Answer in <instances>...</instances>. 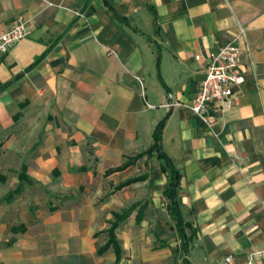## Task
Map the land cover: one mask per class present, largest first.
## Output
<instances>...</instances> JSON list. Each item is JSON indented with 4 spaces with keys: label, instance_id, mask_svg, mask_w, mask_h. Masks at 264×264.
<instances>
[{
    "label": "crops",
    "instance_id": "crops-1",
    "mask_svg": "<svg viewBox=\"0 0 264 264\" xmlns=\"http://www.w3.org/2000/svg\"><path fill=\"white\" fill-rule=\"evenodd\" d=\"M48 1L0 0V34L29 25L0 61V264H184L162 121L189 263L264 264V0ZM233 40L207 128L188 107Z\"/></svg>",
    "mask_w": 264,
    "mask_h": 264
},
{
    "label": "built area",
    "instance_id": "built-area-1",
    "mask_svg": "<svg viewBox=\"0 0 264 264\" xmlns=\"http://www.w3.org/2000/svg\"><path fill=\"white\" fill-rule=\"evenodd\" d=\"M41 1L46 5L54 6L48 0ZM73 13L77 17H83L78 11ZM28 35L29 25L23 18H19L8 31L0 34V61ZM240 54L241 48L233 40L219 52L211 53L207 59L205 78L199 85L192 105L188 107L190 112L201 119L207 128H212L218 111L233 106L235 88L246 80V71L241 65ZM136 80L142 84L139 77ZM221 264L240 263L232 257H227ZM244 264H254V262L250 258Z\"/></svg>",
    "mask_w": 264,
    "mask_h": 264
},
{
    "label": "trees",
    "instance_id": "trees-1",
    "mask_svg": "<svg viewBox=\"0 0 264 264\" xmlns=\"http://www.w3.org/2000/svg\"><path fill=\"white\" fill-rule=\"evenodd\" d=\"M163 127H164V121H162L156 128V131L154 134V146L149 152L156 151L158 153L159 157L164 161L162 169L164 170V172L169 173V182L165 190V196L168 200V210L176 223L177 232L182 242L181 249H182V256H183L184 264H190L186 256L188 255L190 251V248L193 242V235H188L186 233L187 228L180 214L179 204H178V195H177L178 175H177L176 170L173 167L171 160L164 153L162 149L161 142H162ZM142 156L143 155L135 157L134 160H137L138 158H141ZM127 166H129V163H126L125 165L116 169L115 171L125 169ZM112 172L114 171H110L108 173H112ZM111 237L112 238L110 240V243L116 246L112 233H111Z\"/></svg>",
    "mask_w": 264,
    "mask_h": 264
}]
</instances>
